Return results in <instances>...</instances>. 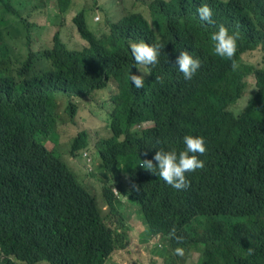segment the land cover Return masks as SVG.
I'll return each mask as SVG.
<instances>
[{"label":"trees","instance_id":"trees-1","mask_svg":"<svg viewBox=\"0 0 264 264\" xmlns=\"http://www.w3.org/2000/svg\"><path fill=\"white\" fill-rule=\"evenodd\" d=\"M201 4L212 9L214 24L199 18ZM48 5L57 20L37 23L24 18L25 2L0 0V264H116L132 239L120 199L140 206L146 240H169L156 247L164 264H184L195 250L194 264H264V66L245 58L264 50V0H152L147 17L121 13L99 31L79 14L82 49L69 48L58 33L70 4L27 1L30 13ZM10 14L22 21L7 24ZM220 24L239 33L235 70L214 52L210 35ZM43 30L53 31L51 44L34 51L32 35ZM157 36L165 45L159 63L137 65L129 41L156 43ZM182 50L202 62L191 80L176 64ZM139 69L151 73L136 89L129 73ZM112 83L109 102L102 93ZM61 96L72 123L75 99L108 102L111 136L94 144L108 177L100 193L91 190L96 196L89 176L83 184L41 142L66 122L56 102ZM189 134L204 138L206 152L204 169L186 173V190L139 166L158 149L183 150ZM83 160L91 173L94 158ZM173 225L182 243L169 237ZM178 247L183 256L175 254Z\"/></svg>","mask_w":264,"mask_h":264},{"label":"rangeland","instance_id":"rangeland-1","mask_svg":"<svg viewBox=\"0 0 264 264\" xmlns=\"http://www.w3.org/2000/svg\"><path fill=\"white\" fill-rule=\"evenodd\" d=\"M17 3L25 2L23 7L24 18L30 19L34 22L41 23L42 21H56L57 15L50 13V5L46 6L40 11H34L30 13L27 9L28 0H16ZM52 0H48L51 2ZM66 3L70 4L73 8L71 10L68 19L62 23L59 29V34L62 38V42H65L71 49H82L86 44L77 33V29L73 23V18L77 13L84 11L85 18L88 27L92 30L99 31L104 29L108 19L115 21V17L120 16L121 13L141 12L144 16H148L147 7L151 4L152 0H71ZM101 5L103 7H101ZM2 9L0 8V15ZM99 15L100 21L93 23L92 18ZM7 24H17L22 20L21 16L7 15ZM32 47L34 51L43 52L45 47L51 44L53 37V31H40L39 33H33ZM248 64L253 63L255 67L264 66V50H258L247 57H245ZM251 59V60H250ZM36 62L33 58V66ZM252 65V64H251ZM252 81V76L248 77ZM116 91V84L112 83L110 86L103 90L102 97L109 101L110 95ZM100 91H97V93ZM61 106L64 108V102L67 99L61 98ZM79 107L78 115L76 117V124H66L60 126L58 129V137L55 142H48L46 146L49 150H55L56 155L60 156L77 174L80 181L86 184L87 177L89 176L88 186L91 190H96L100 193V186L108 177L106 169L103 170L100 167V160L98 155L95 154L96 149L94 144L100 139L108 138L111 136L109 133V120L108 102L93 105L90 102L75 99ZM149 125H145L143 129H147ZM87 131L89 137V146L85 149H79L73 156L71 154V147L73 139L81 132ZM88 152L94 158L93 169L91 173H88L85 168V162L82 158V154ZM128 159H138L135 154L127 156ZM92 192V191H91ZM94 194V192H92ZM115 194L117 192L115 191ZM95 195V194H94ZM96 196V195H95ZM100 196V194H99ZM123 198V197H122ZM101 200V199H100ZM124 207V222L127 224L129 231H131V242L129 244L128 251L123 252L116 260V264H164V260L167 258H161L160 251H157L156 247L162 249L163 243L168 245L169 240H163L161 238H153L151 240L145 239V218L143 212L139 208L140 206L131 202L129 199H120ZM104 214L109 212L107 206L101 203L100 206ZM135 223L136 225H133ZM199 260V254L192 252L189 257L186 258L184 264H194Z\"/></svg>","mask_w":264,"mask_h":264},{"label":"clouds","instance_id":"clouds-1","mask_svg":"<svg viewBox=\"0 0 264 264\" xmlns=\"http://www.w3.org/2000/svg\"><path fill=\"white\" fill-rule=\"evenodd\" d=\"M13 3V0H11ZM101 7H103L101 5ZM196 12L202 21L208 24H214L215 21L212 19V9L208 4H201ZM83 14L85 18V12L81 11L76 14L74 19L79 15ZM100 16L97 15L92 18L93 23L100 21ZM22 21V20H21ZM20 21V22H21ZM210 39L213 42L214 52L221 58H227L232 60V68L236 69L237 65L233 60V57L237 50V41L239 39V33L233 32L230 34L227 27L223 24L218 26V30L214 31L210 35ZM156 43H147L145 40L141 39L139 41H129V48L131 55L137 65L143 66L145 69H150L159 63L158 57L160 56V51L165 45L159 43V37H156ZM176 64L178 65V70L183 74L185 80H191L198 70L202 66V62L199 58H194L187 50H182L176 59ZM142 74L137 75L132 72L129 73V79L136 89H141L144 87V74L151 73L150 71H142ZM158 83L163 84L161 77H156ZM117 89V83H116ZM61 98H63L61 96ZM60 99H56L59 105V112L63 116L65 123H58L55 132L48 139H42L41 142L47 151L52 152L56 157L64 161L60 156L56 155L55 150H49L46 146L48 142H55L58 137V129L60 126L71 124H76V117L78 115L79 107L77 103L72 102L76 108L77 112L74 118V122H69V114L67 109H63L60 105ZM110 102V101H109ZM83 133L89 134L87 131H81L72 141L71 154L74 156L75 152L79 149H85L88 147V139L81 137ZM84 142L87 146L83 147ZM159 143V141H157ZM183 143L185 145L184 149L177 152L175 149L165 151L164 149H158L152 159L141 160L139 166L151 173L158 175L166 184L171 186L176 190H186L190 187V181L186 176V173L195 172L200 169H204L205 162L200 159L206 152L205 140L202 136H193L191 134L185 135L183 137ZM146 155V153H145ZM82 158L86 159L87 162L92 161V156L88 152L82 154ZM153 160L157 163L154 165ZM65 162V161H64ZM66 163V162H65ZM67 164V163H66ZM89 169H91V164H89ZM169 237L176 240L177 243L183 242V237L177 235V229L175 225L169 231ZM247 255H254L255 250L250 246L247 248ZM175 254L178 256L184 255V250L182 248H176L174 250ZM195 252H197L195 250Z\"/></svg>","mask_w":264,"mask_h":264}]
</instances>
